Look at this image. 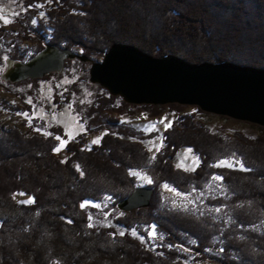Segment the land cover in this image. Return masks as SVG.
<instances>
[{
  "label": "trees",
  "instance_id": "obj_1",
  "mask_svg": "<svg viewBox=\"0 0 264 264\" xmlns=\"http://www.w3.org/2000/svg\"><path fill=\"white\" fill-rule=\"evenodd\" d=\"M50 1L51 36L32 57L52 43L61 49L80 48L88 59L104 58L114 44L124 43L157 58L177 55L191 64L228 61L264 68V0ZM4 63L0 57V66ZM99 89L103 92L85 113L76 110L85 131L66 144V161L55 153L56 135L65 137L61 127L43 137L5 131L0 122V264H187L178 247L149 244L144 228L152 224L173 246L195 240L200 261L210 256L220 264H264V232L246 229L264 222V132L257 137L238 132L229 139L185 113L164 132L162 148L152 159L142 141L146 135L115 117L100 143L85 147L91 123L99 116L118 111L119 101L124 108L135 106ZM62 94L65 99H56L58 106L64 100L71 103L66 88ZM142 107L151 117L165 108ZM183 147L198 153L195 171L175 167ZM236 157L247 170L217 165ZM131 170L145 171L155 193L150 207L122 212L118 203L137 188ZM215 174L224 177L230 193L215 203L226 205L234 220L222 257L207 253L214 237L223 233L212 217L159 207L162 184L189 192L205 187ZM17 192L32 196L33 202L16 201ZM107 196L114 201L103 210L97 205Z\"/></svg>",
  "mask_w": 264,
  "mask_h": 264
},
{
  "label": "rangeland",
  "instance_id": "obj_2",
  "mask_svg": "<svg viewBox=\"0 0 264 264\" xmlns=\"http://www.w3.org/2000/svg\"><path fill=\"white\" fill-rule=\"evenodd\" d=\"M50 9V0H0V57L5 61L0 66V122H2V129L5 131L16 129L31 135L38 133L43 137L52 134L51 128L61 127L65 137L56 135V138L59 137V145L56 148L59 151L55 150V153L59 159L66 161L70 157V153L66 150V144L85 131V125L79 121V114L76 110L80 114L85 113L97 93L103 92L99 89V85H95L89 80V70L94 61L102 62L104 58L94 56L86 63L77 58L73 64L68 65L66 63V67L61 73H51L43 79H26L17 84L5 83L2 80L8 68L9 60H14V62H19L22 59V61H28L36 53L38 45H42L45 41L48 42L52 31ZM74 13L78 12L74 11ZM41 25L43 26L41 27ZM42 41L44 42L42 43ZM74 51L81 53L80 48ZM65 88L70 92L71 103L64 100L62 105L58 106L56 99H65L62 94ZM59 96L61 97L59 98ZM118 108L119 110L115 113H104L99 116L96 122L91 123L90 132L85 138V147L99 144L103 134L107 132L106 127L111 124L109 119L115 117L119 118L120 122L127 127L134 128L135 131L143 132L146 135L142 141L146 144L152 159L162 148L164 132L185 113L194 114L196 120L202 121L213 132L229 139L238 132L249 137H257L264 132V129L261 128L263 126L256 125V123L229 118V116H216L213 113H202L197 110V107L189 105H185L183 110L165 106L163 113L156 117H151L148 109L142 106L135 105L124 108L121 101L118 102ZM18 109L20 111H16ZM96 140L99 142L94 143L93 141ZM189 150L191 149L187 147L180 150L174 160L176 168L187 169L186 171H195L198 168L200 157L198 153ZM221 161H226V163L221 164ZM221 161L218 162V166L233 164L234 166L230 168H240L239 164L235 163L236 161L242 163L241 159L237 157L224 158ZM244 168L247 169L246 166ZM133 172L139 173V175H132L137 178V187H150L152 185L151 177L145 171L131 170V173ZM216 176L222 177V180H215L214 177ZM223 193L226 198L230 194L224 177L219 174L212 176L202 189L195 187L189 192L179 191L172 184L164 183L159 188V207L174 210V208H180L181 205H185V207L192 205L193 209L188 213L212 217L221 225L223 235L214 237V246L208 247L207 253L222 257L225 251L224 237L234 221L227 207H221L215 203V200L222 197ZM15 200L21 203L29 200L33 202V197L17 192ZM113 201V198L111 200L105 199L97 206L104 210ZM97 220L99 219L94 218V221ZM246 229L252 230L253 233L262 234L264 222L248 226ZM153 230L155 236L152 235ZM144 231L148 233V242L153 247L160 245L173 250L178 247L176 252L186 258L187 264H220L219 261L210 258V256L207 257L206 261H200V255L194 248L197 245L195 240L185 244V246H173L168 241L167 234L161 232L156 224L146 226ZM245 231V229L241 230V232Z\"/></svg>",
  "mask_w": 264,
  "mask_h": 264
},
{
  "label": "water",
  "instance_id": "obj_3",
  "mask_svg": "<svg viewBox=\"0 0 264 264\" xmlns=\"http://www.w3.org/2000/svg\"><path fill=\"white\" fill-rule=\"evenodd\" d=\"M105 54L102 62L91 64L89 80L127 104L189 105L264 127V68L228 61L191 64L177 55L157 58L124 43L114 44ZM77 58L83 63L91 60L69 48L46 44L28 61L9 60L2 80L17 84L43 79L61 73L67 60ZM154 193L152 187H137L117 207L122 212L148 208Z\"/></svg>",
  "mask_w": 264,
  "mask_h": 264
},
{
  "label": "snow or ice",
  "instance_id": "obj_4",
  "mask_svg": "<svg viewBox=\"0 0 264 264\" xmlns=\"http://www.w3.org/2000/svg\"><path fill=\"white\" fill-rule=\"evenodd\" d=\"M58 139H59V137H58ZM93 142L94 143H98L99 141L96 140V141H93ZM56 151H59V149H56ZM189 151H191V150H189ZM225 163H226V161H221V164H225ZM235 163L236 164H239V167L241 168V170H247V169L244 168V165L242 163H240L239 161H236ZM227 166L232 167L234 165L233 164H228ZM77 168L79 169V166L78 165H77ZM81 174L83 175V173H81ZM132 175H134V176L135 175H139V173L133 172ZM214 179L215 180H222V177L216 176V177H214ZM149 182H151V181H149ZM165 187H167V185H165ZM30 202H32V201L31 200H29V201H23L22 203H30ZM82 207H84V205H82ZM217 211H219V209H217ZM153 229H154V226H153ZM133 234L135 235V233H133ZM121 235H123V233H121ZM152 235L155 236V231L154 230L152 232Z\"/></svg>",
  "mask_w": 264,
  "mask_h": 264
},
{
  "label": "built area",
  "instance_id": "obj_5",
  "mask_svg": "<svg viewBox=\"0 0 264 264\" xmlns=\"http://www.w3.org/2000/svg\"><path fill=\"white\" fill-rule=\"evenodd\" d=\"M225 188V187H224ZM185 195H190V194H185ZM221 196H225V194L223 193V195H221ZM113 197H111V196H107L105 199L106 200H111ZM104 199V200H105ZM104 202V201H103ZM221 207H226V205H221ZM177 210V211H185L186 213H188V212H191L190 210H192L193 209V206L191 205V206H187V207H185V205H181V207L180 208H174V210Z\"/></svg>",
  "mask_w": 264,
  "mask_h": 264
}]
</instances>
